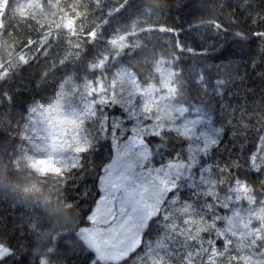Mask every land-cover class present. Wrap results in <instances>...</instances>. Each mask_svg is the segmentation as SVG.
Returning <instances> with one entry per match:
<instances>
[{"label": "snow or ice", "instance_id": "obj_1", "mask_svg": "<svg viewBox=\"0 0 264 264\" xmlns=\"http://www.w3.org/2000/svg\"><path fill=\"white\" fill-rule=\"evenodd\" d=\"M3 3L0 49L10 51L0 55V103L13 104L16 87L46 92L49 72L55 71L59 83L46 102L29 108L48 112L57 126L48 136L17 140L0 132V140L7 143L10 162L19 165L26 158L37 173L38 162L61 169L56 190L79 216L60 226L46 209L37 214L38 206L10 219L0 216V264H264V0H194L193 9L202 14L195 16L201 43L193 49L174 29L150 19L129 25L142 0H123L107 12V0ZM161 33L169 38L163 46ZM188 53L202 71L180 69ZM132 54L143 62H120ZM41 59L49 67L19 83ZM132 79L143 95L129 94L124 82ZM68 101L80 109L70 131L57 119ZM169 104L178 106L181 117L205 113L213 135L195 127L202 120L189 121L187 129L176 126L179 120L161 123L157 117L161 109L171 110ZM225 110L229 131L222 138L224 129L212 125L211 115ZM229 137L230 147L221 153ZM133 138L150 154L141 168L157 175L114 190L108 181L113 145ZM41 142L48 147L37 154L33 145ZM172 161L180 166L166 172L162 166ZM140 179H146L143 172ZM236 205L251 209L246 218ZM10 206L22 209L15 200ZM129 230L134 239L126 241ZM245 240L234 253L233 245Z\"/></svg>", "mask_w": 264, "mask_h": 264}, {"label": "trees", "instance_id": "obj_2", "mask_svg": "<svg viewBox=\"0 0 264 264\" xmlns=\"http://www.w3.org/2000/svg\"><path fill=\"white\" fill-rule=\"evenodd\" d=\"M122 2L123 0H107L105 11L107 12L109 7L113 9L119 7ZM16 3L18 4L19 0H16ZM142 3L144 6L140 13L144 12L145 10H154L158 19L157 24L155 23L154 25H163L169 29H174V35L179 36L181 40L187 44L189 49L194 48L189 42V26L186 24V15L193 6L194 0H142ZM3 7V0H0V11L3 10ZM17 10L18 9L14 6L13 14H15ZM120 11H123V9L121 8ZM140 13H138L137 16H134L132 20L129 21V25L139 20ZM116 14L118 13L115 11L112 12V15ZM96 16L99 18V12L96 13ZM108 18L109 17L107 15L104 16V19ZM159 35L161 37V46L169 43V38L165 36V34L161 33ZM160 50L162 51V47ZM9 51V49H0V55H7ZM56 55L57 53L53 54V59ZM136 61L143 62V57L132 54L123 57L120 62L127 66L129 63ZM49 64L50 61L46 63L43 59L34 63L27 69V71L22 73L23 79L18 78L19 83L23 84L24 80L30 76H35L38 78L41 72L45 71L49 67ZM186 66H188V71H202L201 68H197V57L191 53L185 54L179 63L181 70H184ZM206 67L211 69L212 64L208 63ZM48 80L51 83L46 92H40L38 94L30 87L25 92L22 87H16L15 92L17 95L15 97V102L10 105L0 103V132L10 134L17 139L20 130L24 126L37 122L44 116V112H37L34 114L29 111V108L34 107L42 102H46L47 98L53 94V90L59 83V77L55 75V71L48 73ZM132 81L135 86L136 94L141 93L140 86L136 84L134 79H132ZM147 89H144V92H146ZM142 94L143 93H141V95ZM77 103H79V101H77ZM171 106L178 108V106L175 105ZM71 107H75L78 111H80V109L73 105L71 101H68L64 104V109H69ZM211 107L215 108L216 102H213ZM194 116L200 117L209 128L212 127L207 124V115L205 113L197 114L194 112L191 117ZM226 116V110L219 112L218 114L211 115L212 125L217 129H224V131L221 133L222 138L226 137L229 131V126L224 123V118H226ZM91 133L93 137H95V125H93L91 129ZM100 138L102 139V137ZM229 139L230 137L224 140V147L220 149L221 153L226 154L225 149L230 147ZM251 139L254 143L255 136L253 135ZM120 143L122 142H118L117 144L113 145V157L115 147ZM251 147H253V144L249 145V148ZM104 156L105 158L108 156L107 149L105 150ZM10 161H12V155L8 149L7 143L0 140V216L10 219L12 216L21 213L24 207H27L29 211H33L32 206H38L35 209V212L38 214L40 210L46 209L48 214L57 220V226H60L65 221H76L79 213L76 211L74 206L68 205L66 202V197L56 190V178L61 169L57 172L46 173L27 172L25 168L17 165L14 161ZM172 162L179 163L178 161ZM47 174L52 175L47 177ZM13 200L21 205L22 209L12 208L10 206V202ZM244 207V205H236L234 206V209H238L240 212ZM57 210L60 211L61 215H56ZM229 215H231V213H229ZM239 221L240 219L235 221V226L238 230L242 231ZM41 243H44L43 237L41 239Z\"/></svg>", "mask_w": 264, "mask_h": 264}, {"label": "rangeland", "instance_id": "obj_3", "mask_svg": "<svg viewBox=\"0 0 264 264\" xmlns=\"http://www.w3.org/2000/svg\"><path fill=\"white\" fill-rule=\"evenodd\" d=\"M202 13H197L193 6L189 10V12L186 15V24L189 26V42L194 47L195 44H200L201 39L197 36L196 32L194 31V23H195V16ZM141 19H150L151 23L157 24L158 19L156 17V12L154 10H145L144 12L139 14V20ZM239 63V61H237ZM253 80L256 79L255 76L252 77ZM125 88L128 90L129 94L135 95L136 90L135 86L132 80H128L124 82ZM253 87H256V85H252ZM152 91V88L147 89L144 93H150ZM143 95V94H142ZM165 107L171 108L170 111H164L163 109L160 110V114L157 117V119L163 123L164 121H174L179 120L180 124L176 125L177 127L181 129H187L190 127L189 121H196V120H202L198 116H184L181 117L178 112L177 108H174L171 106V104L166 105ZM80 111H78L75 107H71L69 109H64V106L59 109L58 117L59 120V127L67 129L70 131L74 126L76 121L73 119L74 116H78ZM57 126L52 124L51 119L49 118V114L47 111H44V116L39 119L37 122L30 123V125L24 126L20 133L17 136V140L25 135H35L37 139H41L43 137L48 136ZM200 130V132L206 133L208 135H213V132L211 131V128H209L205 123L197 124L195 126ZM64 135L67 134V132L62 133ZM48 145L44 142L34 144L33 145V151L37 154L44 151ZM150 154L148 150L141 146L139 139L133 138L131 141H124L117 145L114 150V160H115V166L112 169L108 181L109 184L113 186L114 190H116L115 186L121 185L126 186L129 188L135 187L138 184L142 183H148L153 176H156L157 173L153 169L151 175L148 174L147 169H142L141 165L149 161ZM19 165L22 168H25L27 172H36L32 170V167L27 162L26 158H21V162ZM179 163L172 162L168 163L166 166H162L165 168V171H174L176 167H179ZM35 167L39 169L38 173H46V172H57L60 169L50 163V162H38ZM143 172L146 179L144 181H141L140 179V173ZM37 173V172H36ZM160 175H164V173H161ZM106 205L102 204L98 206V214L103 216L105 214ZM251 211V209L247 208L246 206L240 211V216L246 218L248 212ZM241 224V221H239V225ZM126 241H131L134 239V234L132 230H129L126 234L125 238ZM247 244V241H243L242 243H236L233 245V252H236L237 248L244 247Z\"/></svg>", "mask_w": 264, "mask_h": 264}]
</instances>
